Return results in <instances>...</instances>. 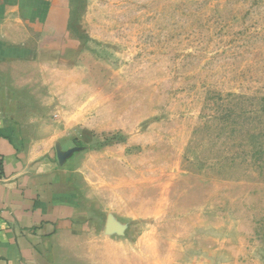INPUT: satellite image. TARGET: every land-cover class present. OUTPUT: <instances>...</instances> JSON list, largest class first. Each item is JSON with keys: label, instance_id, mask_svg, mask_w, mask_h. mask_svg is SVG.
<instances>
[{"label": "rangeland", "instance_id": "obj_1", "mask_svg": "<svg viewBox=\"0 0 264 264\" xmlns=\"http://www.w3.org/2000/svg\"><path fill=\"white\" fill-rule=\"evenodd\" d=\"M64 16L51 119L102 228L83 264H264V0H71Z\"/></svg>", "mask_w": 264, "mask_h": 264}, {"label": "crops", "instance_id": "obj_2", "mask_svg": "<svg viewBox=\"0 0 264 264\" xmlns=\"http://www.w3.org/2000/svg\"><path fill=\"white\" fill-rule=\"evenodd\" d=\"M70 5L0 0V264H83L101 238L75 140H66L65 122L51 119L54 87L68 74Z\"/></svg>", "mask_w": 264, "mask_h": 264}, {"label": "water", "instance_id": "obj_3", "mask_svg": "<svg viewBox=\"0 0 264 264\" xmlns=\"http://www.w3.org/2000/svg\"><path fill=\"white\" fill-rule=\"evenodd\" d=\"M70 153H71V151L68 152V153H66V154H63L62 156H63V157H66V156L69 155Z\"/></svg>", "mask_w": 264, "mask_h": 264}]
</instances>
